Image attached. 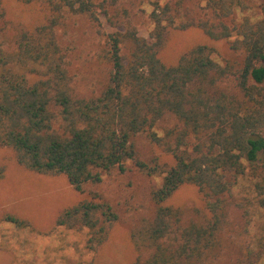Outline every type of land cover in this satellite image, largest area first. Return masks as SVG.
<instances>
[{
	"label": "trees",
	"instance_id": "obj_1",
	"mask_svg": "<svg viewBox=\"0 0 264 264\" xmlns=\"http://www.w3.org/2000/svg\"><path fill=\"white\" fill-rule=\"evenodd\" d=\"M24 5L42 1L43 22L14 25L0 0V146L14 152L19 166L45 176H63L78 192L99 183L102 174L125 172L132 162L148 175L163 176L152 192L155 213L131 233L137 251L133 264H204L221 247L233 204V189L248 168L262 180L264 195V17L236 19L250 8L246 0H206L196 15L180 17L178 0L156 5L149 38L118 9V0H15ZM116 15L111 16V11ZM175 11V13H174ZM86 17L99 32L106 24L123 29L106 34L100 59L111 67L102 91L77 97L57 30L66 15ZM182 18V17H181ZM201 31L210 41L229 43L238 60L220 63L215 49L200 44L182 52L173 63L161 52L174 31ZM14 30L11 40L8 31ZM167 117L176 124L161 136L157 125ZM145 136L173 160L171 165L145 162L136 143ZM198 189L203 217L184 224L179 207L168 204L182 186ZM243 205L242 203H240ZM239 206V203H237ZM18 227L29 223L8 215ZM119 215L99 195L66 208L56 225L86 229L87 247L97 250L109 238ZM244 262L264 258L242 247Z\"/></svg>",
	"mask_w": 264,
	"mask_h": 264
},
{
	"label": "rangeland",
	"instance_id": "obj_2",
	"mask_svg": "<svg viewBox=\"0 0 264 264\" xmlns=\"http://www.w3.org/2000/svg\"><path fill=\"white\" fill-rule=\"evenodd\" d=\"M246 1L250 8L239 11L236 15L238 21L243 17L253 21L264 17V0ZM2 2L8 20L16 26H32L45 20L46 6L42 1L30 5L15 0ZM177 2L118 0L117 10H126L127 14L121 17L130 21L140 36L149 38L154 30L151 14L156 5H170L175 10ZM205 4L206 0H184L179 7L177 23L186 14L200 13ZM114 15L116 10L111 11V16ZM101 19V33L86 17L73 14L66 15L57 30L72 78V89L77 97L99 94L110 75L111 67L100 59V54L105 46V35L123 29V24L120 22L117 28H111L106 24L105 17ZM13 35L14 30H9L6 40H11ZM200 44L213 47V58L222 64L227 59L240 60L229 49L228 42L210 41L197 29L171 33L161 57L173 63L182 52ZM175 124L176 120L167 117L159 122L156 131L163 136L165 129ZM136 143L143 161L151 163L158 159L157 163H173L163 149L152 144L145 136H138ZM263 163L264 155L259 164ZM262 171L260 168L258 174H254L248 168L246 174L239 178L233 189L229 224L221 234V247L204 264H241V261L244 262L243 246L259 250V243L264 239V195H260L257 189V184L263 182ZM162 182L163 176L140 172L129 162L125 172H105L101 182L89 183L83 192H78L63 176H45L22 168L14 152L0 146V264H133L137 251L131 233L143 219L153 217L155 205L152 192ZM97 195L113 205L119 220L108 240L97 250H90L87 247L88 230L60 227L56 221L66 208ZM168 204L181 209L186 225L203 217L202 196L193 186L180 187ZM8 215L27 221L29 226L18 227L7 220ZM256 264H264V258Z\"/></svg>",
	"mask_w": 264,
	"mask_h": 264
}]
</instances>
